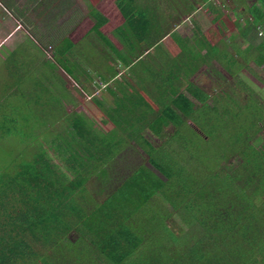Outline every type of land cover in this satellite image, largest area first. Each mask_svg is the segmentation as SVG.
Returning <instances> with one entry per match:
<instances>
[{"label": "trees", "instance_id": "obj_1", "mask_svg": "<svg viewBox=\"0 0 264 264\" xmlns=\"http://www.w3.org/2000/svg\"><path fill=\"white\" fill-rule=\"evenodd\" d=\"M98 1L87 9L94 40L77 44L65 36L55 53L76 82L99 78L113 107L91 98L86 115L67 113L41 80L23 77L30 87L26 113L19 119L11 110L3 119L5 132L24 150L0 177V264H264V145L253 142L264 125V107L232 98L236 112L220 108L189 81L214 59L235 76L250 62L264 73V53L242 54L234 38L227 42L232 27L221 15L206 33L194 34L193 46L183 38L177 27L199 8L212 10V0H116L124 22L115 34L124 53L101 31L107 18L94 9ZM4 8L27 26L24 6L0 0V31ZM258 8L249 11L255 28L264 16ZM156 50L167 67L138 73V63ZM27 53L11 71H21ZM121 70L134 85L123 79L111 85ZM48 80L57 86L54 77ZM237 83L255 98L246 80ZM62 88L61 98L73 104L72 89ZM63 115L68 133L41 138L37 131H48ZM202 116L220 119L221 148L204 150L218 139L211 127L205 131Z\"/></svg>", "mask_w": 264, "mask_h": 264}, {"label": "rangeland", "instance_id": "obj_2", "mask_svg": "<svg viewBox=\"0 0 264 264\" xmlns=\"http://www.w3.org/2000/svg\"><path fill=\"white\" fill-rule=\"evenodd\" d=\"M17 2L19 6H24L25 10L28 11V15L25 18L26 22H28L27 26L21 25L16 19H12L9 16V10L6 8L2 9L5 11L6 16L4 19L5 23L0 31V177L3 176L7 168L11 169L15 157L21 155L24 150V145L14 143L12 138L9 137V133H6L3 129V126L4 120L6 116H10L11 110L17 113V118L19 119H22L24 113H26V101H28L30 94L28 82L25 84L26 78L31 77L41 80L50 89L53 96L59 98L60 108H63L67 113L76 112L86 115L84 104L86 101L91 102V98L99 99L105 108L113 107V98L99 78L96 77L95 81H86L83 77L76 82L74 77L67 74L59 65L55 53L59 40L65 36L77 44L84 43L87 37L94 40L95 36L91 34L90 30L94 26L95 21L87 10L91 0H17ZM234 2L235 0H212V4H214L212 10L208 11L199 8L192 19H185L186 21L177 27V31L182 34L183 38L190 40L189 43L193 46L194 34L199 29L206 33L210 27L214 26V19L217 15H221L226 20L234 17L235 7L233 6L236 4ZM94 9L107 18V23L101 28L103 34L120 51L127 53L124 45L115 34V30L124 22L116 6V0H99L94 5ZM6 31L10 32L6 35L4 34ZM172 39L175 41V36ZM163 46L165 47V53H169L168 41L167 43L164 42ZM26 48H28V53ZM160 51H153L151 55L144 57L138 63L136 71L142 74L150 67L153 70L161 69V64H163V67H167L165 57L161 55ZM227 51L232 52L230 47L227 48ZM16 52H18L17 55L10 58L11 54ZM25 52L27 55L22 61L24 66L21 71H16L15 69L13 70L14 72L11 71L10 66L16 63L20 55L24 56ZM218 55L220 56L219 53ZM7 58L10 59L5 63ZM240 63L247 65L243 61ZM237 75L239 76L230 74L223 62L214 59L209 63H203L196 73L190 77L189 81L198 85L209 96H212L210 103L213 105H215V99L218 100L216 104L220 108L222 107L221 105L226 104L233 112H236L232 98L237 99L243 106L256 101L264 107V73L260 68L254 62H250L249 68H243ZM50 77H54V82H57V86H53V83L48 80ZM122 79L133 85L135 84L128 71L121 70L120 77L111 85L115 86L117 83H122ZM238 79L246 80L247 85L256 92L255 98H252L246 90L242 93V86H237ZM63 84L72 89L71 99L74 102L73 104L61 98L60 89H63ZM22 113L23 115H21ZM61 114H63V111ZM202 118L203 123L206 121L205 131H208L211 127L216 131L214 138L218 139L215 142H209L204 147V150L221 148L223 141L226 139L222 138L223 133H220L219 136L217 135V131H221V123L217 122L220 119L217 116L212 121L205 120L204 116ZM63 119L64 115L62 120L60 118L54 120L55 124L48 131L42 129L37 131V133H39L41 138L50 132L67 134V127L63 124ZM187 122L204 136V140H209V136L202 133L194 123L190 120H187ZM10 126L9 124L7 127L9 128ZM148 138H151L150 134ZM253 142L259 147L264 145V125L254 137ZM51 151L59 158V161L62 160V152L55 145ZM231 159L233 165L237 166L239 164L238 157ZM147 165L151 167L150 164L147 163ZM168 222H170L174 231L178 232L180 230L174 220H169Z\"/></svg>", "mask_w": 264, "mask_h": 264}, {"label": "crops", "instance_id": "obj_3", "mask_svg": "<svg viewBox=\"0 0 264 264\" xmlns=\"http://www.w3.org/2000/svg\"><path fill=\"white\" fill-rule=\"evenodd\" d=\"M235 2V6H233L235 7L234 17L227 19L229 26L232 27L231 31L229 32L227 42H230L234 38V43L237 44L240 51L242 50V54H247L249 52L254 54H259V52L264 53V16L258 23L257 28H255L252 25V23L255 22V19L249 12L254 5H258L260 8H258L256 11H259V16L263 15L264 4H260L262 0H235ZM257 48L259 52H257ZM230 50L232 51L230 53L234 54L235 58H237L238 54L236 51H234L231 47ZM239 59L240 62H245L242 56L241 58L239 57Z\"/></svg>", "mask_w": 264, "mask_h": 264}]
</instances>
